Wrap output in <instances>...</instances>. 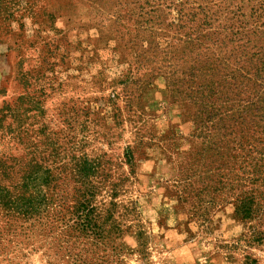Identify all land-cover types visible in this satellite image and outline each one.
Returning a JSON list of instances; mask_svg holds the SVG:
<instances>
[{"label": "rangeland", "instance_id": "1", "mask_svg": "<svg viewBox=\"0 0 264 264\" xmlns=\"http://www.w3.org/2000/svg\"><path fill=\"white\" fill-rule=\"evenodd\" d=\"M131 9L129 0H0V160L35 157L70 190L84 156L121 185L116 201L136 206L135 226L97 264H242L244 256L264 264V238H252L264 236V218L244 223L219 203L202 226L174 193L200 141L191 110L162 79L141 91L126 79L112 48ZM13 171L5 185L17 180ZM13 229L0 208V264H76L67 252L77 241H34Z\"/></svg>", "mask_w": 264, "mask_h": 264}, {"label": "trees", "instance_id": "2", "mask_svg": "<svg viewBox=\"0 0 264 264\" xmlns=\"http://www.w3.org/2000/svg\"><path fill=\"white\" fill-rule=\"evenodd\" d=\"M129 5L128 27L117 33L112 48L129 67L126 79L137 91L162 79L169 97L191 110L192 136L200 141L173 181L179 202L202 226L219 203L231 206L241 222H260L264 0H129ZM132 160L127 149L126 164ZM13 169L17 180L5 185ZM73 171V186L61 190L54 170L35 157L13 164L0 160V208L6 224L25 239L53 238L64 245L75 240L78 247L67 252L72 262L97 264L108 251L118 253L117 240L135 226L136 206L116 201L121 185L108 182L97 162L82 156ZM135 234L142 238L139 228ZM252 238L260 242L264 236ZM242 264L257 261L244 256Z\"/></svg>", "mask_w": 264, "mask_h": 264}]
</instances>
